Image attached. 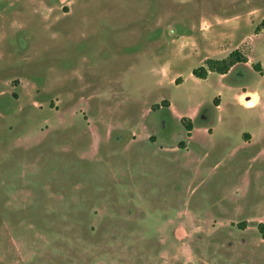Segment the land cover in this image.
<instances>
[{
	"label": "rangeland",
	"instance_id": "obj_1",
	"mask_svg": "<svg viewBox=\"0 0 264 264\" xmlns=\"http://www.w3.org/2000/svg\"><path fill=\"white\" fill-rule=\"evenodd\" d=\"M259 223L264 0H0V264H264Z\"/></svg>",
	"mask_w": 264,
	"mask_h": 264
},
{
	"label": "trees",
	"instance_id": "obj_2",
	"mask_svg": "<svg viewBox=\"0 0 264 264\" xmlns=\"http://www.w3.org/2000/svg\"><path fill=\"white\" fill-rule=\"evenodd\" d=\"M247 57L242 54L239 50L231 51L227 57L222 59H207L205 61V65L194 68L192 73L200 78H205L208 75V71L218 72L220 74L226 73L234 64L238 62H246ZM256 68L260 70L258 64L255 65ZM188 130H191V123H187ZM259 230L262 233V237L264 238V223H259ZM245 264V263H240Z\"/></svg>",
	"mask_w": 264,
	"mask_h": 264
},
{
	"label": "flooded vegetation",
	"instance_id": "obj_3",
	"mask_svg": "<svg viewBox=\"0 0 264 264\" xmlns=\"http://www.w3.org/2000/svg\"><path fill=\"white\" fill-rule=\"evenodd\" d=\"M249 106H251V104H248Z\"/></svg>",
	"mask_w": 264,
	"mask_h": 264
}]
</instances>
